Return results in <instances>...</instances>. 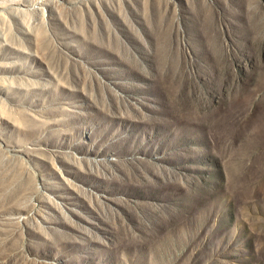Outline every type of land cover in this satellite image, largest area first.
Here are the masks:
<instances>
[{
	"label": "rangeland",
	"instance_id": "rangeland-1",
	"mask_svg": "<svg viewBox=\"0 0 264 264\" xmlns=\"http://www.w3.org/2000/svg\"><path fill=\"white\" fill-rule=\"evenodd\" d=\"M0 264H264V0H0Z\"/></svg>",
	"mask_w": 264,
	"mask_h": 264
}]
</instances>
